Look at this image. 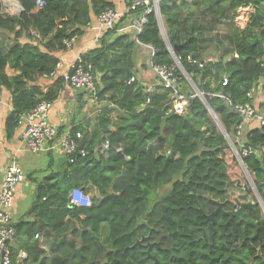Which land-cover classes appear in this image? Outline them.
Listing matches in <instances>:
<instances>
[{"label":"trees","instance_id":"trees-1","mask_svg":"<svg viewBox=\"0 0 264 264\" xmlns=\"http://www.w3.org/2000/svg\"><path fill=\"white\" fill-rule=\"evenodd\" d=\"M15 1L22 8L17 16L4 13L0 3V90L10 94L12 107L7 133L16 128L21 114L58 98L62 79L47 92L36 82L56 70L57 52L67 50L63 43L83 35L86 26L105 11L124 12L129 6V0H42L41 8L37 0ZM246 5H253L255 13L245 29L234 28L235 10ZM189 7H203L205 16L212 15L204 30L198 21L192 22L193 13L183 12ZM159 12L170 46H181L174 52L182 68L195 84L199 81V91L233 148L241 151L243 145L255 152L241 161L264 205V124L252 120L254 128L247 124L242 138L235 135L241 121L235 108L251 104L250 95L264 76V0H160ZM188 23L195 26L188 30ZM221 25L228 26L229 35L205 38L204 32L210 34ZM138 41L153 48L154 66H173L153 13L147 16ZM227 41L229 60L223 54L219 60L203 59L211 45L216 54ZM142 46L132 34L104 30L96 47L81 56L98 77L97 92L105 105L91 132L80 130L81 138L76 140L78 151L87 155L67 162L66 180L52 175L38 184L27 213L31 221L12 223L15 236L8 244L12 264L14 252L23 247L27 254L23 264H157L144 244L129 249L149 234L154 244L150 254L158 264H264L262 208L232 146L198 98L188 100L183 114H167L170 91L160 86L149 65V51ZM189 57L194 62H188ZM6 67L18 74L8 77ZM175 73L182 80L181 88L186 87L180 71ZM132 77L135 82L128 84ZM149 84L156 86L151 94L144 91ZM112 111L118 113L114 124L109 119ZM105 142L109 150L103 155ZM167 184H171L168 192L157 195ZM73 188L94 192L90 207H70ZM240 204H252L242 220L234 218L227 224L221 211L208 220L218 206L227 213ZM42 230L77 239L66 254L46 260L35 241Z\"/></svg>","mask_w":264,"mask_h":264},{"label":"built area","instance_id":"built-area-1","mask_svg":"<svg viewBox=\"0 0 264 264\" xmlns=\"http://www.w3.org/2000/svg\"><path fill=\"white\" fill-rule=\"evenodd\" d=\"M159 2L160 0H129V6L124 12L114 10L105 11L102 15L96 18V23L90 22L86 26V29H92L99 35L104 30H115V33L118 35L131 32L136 43L139 46H142L138 41V37L142 32L144 24L146 23L147 16L150 13L156 15ZM36 5L41 8L45 5V3L42 0H37ZM34 35L37 36L36 33H34ZM63 44L66 49H70L74 44V39L65 41ZM142 47H146L149 51V65L152 68L153 73L161 81L160 86L170 91V103L167 114H183L188 106V100L191 98H198L200 101L201 97L205 99L204 94L201 93L199 89L198 92L195 91L196 84L191 80V78L188 75L187 76L190 80L186 78V72L183 71L184 69L182 70L179 67L180 60L175 53L170 52L169 50L173 59V66H154L152 64V58L154 56L153 48L148 46ZM187 60L188 62H194L190 57ZM261 67L264 69V59L261 62ZM58 68L59 64H57L56 70L51 74V78H54L57 74H59ZM176 69L180 71L186 82L187 86L184 88H191L195 91V93L187 96L182 94V80L176 75ZM58 79H62L64 84L73 88L85 90L92 102H100L97 92L98 77L94 73L91 64H83L81 56L75 60L65 73L60 74ZM135 80L136 78L132 77L129 79L128 84L134 83ZM225 86L226 82H222V87ZM155 90L156 86L150 84L144 89L147 94H151ZM148 103L149 99H146V104ZM52 107L53 102L42 101L31 110L19 116L16 128H22L21 143L29 152L33 154H41L58 150L65 156L67 162L72 164L74 163V157L77 155L81 158H84L87 155L84 150L78 151L76 145V140L81 138V132L79 131L75 134V136H73L71 131H69L64 135L58 136L56 128L49 123V112ZM235 112H237L241 118V121L237 125L235 131L237 139L242 138L245 126L252 120L257 121L260 125L264 124V118L257 114L250 103L237 106L235 108ZM229 144L232 145L231 143ZM108 150L109 144L105 142L101 147V151L104 153L103 155H106ZM235 151V155L239 159L243 156L255 154L252 149L245 148L243 145H241V151L239 150L240 152L237 150ZM23 181L24 171L19 166L11 164L3 170L0 169V264H12L11 252L8 246V244L13 241L15 236L11 211L16 186ZM69 203L72 207L88 208L91 206V196L90 194L85 193L81 188H73L70 192Z\"/></svg>","mask_w":264,"mask_h":264},{"label":"crops","instance_id":"crops-1","mask_svg":"<svg viewBox=\"0 0 264 264\" xmlns=\"http://www.w3.org/2000/svg\"><path fill=\"white\" fill-rule=\"evenodd\" d=\"M200 8L203 9V7ZM203 11L201 12V16L195 13V20H198L197 26H200L199 28L201 30H204V24L205 22H208L207 19L212 17L209 13L205 16ZM183 12L188 15V13H193L194 10L189 7V9H186V11ZM254 13L255 7L253 5L239 7L235 10V15L232 19L233 27L240 30L245 29ZM202 17L205 19H202ZM194 26L193 23H188L187 28L189 30ZM229 30L228 26L221 25L209 30V33L213 37L216 34H218L219 37H223L229 35ZM129 34L132 33L129 32ZM207 34L208 33L204 32L205 38H208L206 36ZM98 38L99 34H97L96 31L86 29L83 35L75 39L72 48L65 51H58L59 74L54 78L46 77L38 80L36 85L40 87V90L42 92H47L57 81L60 74L65 73L78 57L96 47L98 44ZM209 38L211 39L212 37ZM229 50H231V45L228 41L219 52H216V54H213L215 50L211 45L210 49L205 52L203 59L211 60L214 58L219 60L220 54H223V56H225V61H227L230 56V53H228ZM139 61H141V59L138 55V58L136 59L137 66H140ZM5 73L8 77H15L18 74V72L14 71L11 67H6ZM145 75L149 78L150 73H145ZM139 78L140 81L144 82L142 76ZM152 78L153 76L150 77L149 81L152 80ZM58 94V98L53 101V107L49 112V123L56 128L58 136L64 135L66 132L73 129L78 130L77 132L83 129H87V132H91V129L95 124L96 116L100 109L105 105L104 102L100 101L94 103L90 100L85 90L73 88L66 84L62 85ZM250 98L252 99L251 105L254 110L258 115L264 118V76L260 77L255 89L250 95ZM11 112L10 94L5 90H0V169L3 170L7 166L15 164L24 171V181L16 186L11 211L12 223L17 224L20 222L31 221L30 218L27 217V213L35 202L38 184L52 175H58L60 178L65 177L64 180H66L67 176L64 175V171L67 166V160L58 150L41 154H33L29 152L21 143L22 128H15L11 133H7L6 131V118ZM109 119L111 123L114 124L118 119V113L112 111L109 115ZM248 124L247 128L255 127V123L253 124V122H249ZM109 129L111 131L115 130L113 126H110ZM89 194L92 196L94 192ZM47 233L48 231L43 232L42 230L35 238V241L40 243L39 248L43 251V258L46 260L57 255L59 256L62 252L66 254L68 252V245L76 242L77 239L73 234L60 237L53 233ZM12 246L13 245H11V247ZM14 254L15 264H23L25 262L27 254L24 251V247L18 249Z\"/></svg>","mask_w":264,"mask_h":264},{"label":"water","instance_id":"water-1","mask_svg":"<svg viewBox=\"0 0 264 264\" xmlns=\"http://www.w3.org/2000/svg\"><path fill=\"white\" fill-rule=\"evenodd\" d=\"M18 4H19V3H18ZM19 6H20V8H21V5H20V4H19ZM21 11H22V8H21ZM155 16H156L157 21H158V25H159V29H160V35L162 36V39H163L165 45L168 47V50H170V52H173V53H174V51L179 52L180 49H181V46H176L174 49H172V48L170 47V44H169L168 39L166 38V36H165V35L163 34V32H162L163 25H162V22H161L162 19H161V15H160L159 9H158V11L156 12V15H155ZM173 53H172V54H173ZM178 64H179V63H178ZM179 67L183 70V68H182V66H181L180 64H179ZM183 71H184V70H183ZM185 76H186V78H188V76H187L186 73H185ZM188 79H189V78H188ZM189 80H190V79H189ZM197 85H199V81H198ZM197 85H196V88L194 87L196 92H198V86H197ZM195 91L192 90L191 88H182V94L185 95V96H187V95H192L193 93H195ZM201 101H202L203 105H204V106L209 110V112L211 113V110H210V108H209L208 103L206 102V100L203 99V98L201 97ZM211 114H212V113H211ZM212 117H213V120H215L216 126H217V128L220 130L221 134L226 138V140L228 141V143H231V141H230L228 135L226 134V132H225L224 129L222 128V126H221V124L219 123V121L217 120V118H216L213 114H212ZM231 146H232V145H231ZM232 148H233V146H232ZM233 150H234V152L236 153V151H235L234 148H233ZM236 158L238 159V162H239V164H240V166H241V168H242V170H243V172H244V174H245V176H246V180H247L248 186L250 187V190H251L252 193L255 195L256 199L258 200L259 205L261 206L262 210L264 211V205H263V203L261 202L260 197H259L257 191L255 190V187H254V185H253L252 180L250 179L249 175H248L247 172L245 171V168H244V166H243V164H242L241 159H239L238 157H236ZM245 188H247V187H245ZM70 207H72V206H70ZM247 209H252V204H240L237 208H234L231 212H227V213L223 212L222 209H221V207L218 206V207H217V210H216L211 216H208V220L213 221V217H214V215L217 214L219 211H221L225 216L228 217V222H227V224H228V223H229L232 219H234V218L239 219V220H242V219H243V216H244V213H245V211H246ZM143 244H144V247L147 248V255L149 256V258H151L152 260L155 261V263L158 264V261L156 260V258H155L154 256H151V254H150V250H151L152 246L154 245L153 243L150 242V234H149L148 236H146V237H142L139 241H137V242L134 244L133 247H131V248H129V249H133V248L136 247V246H142Z\"/></svg>","mask_w":264,"mask_h":264},{"label":"rangeland","instance_id":"rangeland-1","mask_svg":"<svg viewBox=\"0 0 264 264\" xmlns=\"http://www.w3.org/2000/svg\"><path fill=\"white\" fill-rule=\"evenodd\" d=\"M15 1V0H13ZM16 2V1H15ZM0 3L2 5V11L4 13H8L10 15H19L21 13V9L20 10H16V8L7 0H0ZM193 8V7H192ZM15 10V11H14ZM194 12H193V18H192V22H194L195 20V13L198 14L199 16H201V12L204 10V8H193ZM195 21H198V20H195ZM197 23V22H196ZM208 38L209 37H212L211 39L212 40H215V38L213 36H211L210 34H207L206 35ZM215 122V120H214ZM216 124V123H215ZM220 131V130H219ZM247 181V180H246ZM171 188V184H167L165 185L162 189H160L158 192H157V195L161 196L162 194H166L168 192V190ZM217 210V209H216ZM216 210H214L211 214H209L208 216H211ZM262 215H263V218H264V211L262 210Z\"/></svg>","mask_w":264,"mask_h":264},{"label":"bare ground","instance_id":"bare-ground-1","mask_svg":"<svg viewBox=\"0 0 264 264\" xmlns=\"http://www.w3.org/2000/svg\"><path fill=\"white\" fill-rule=\"evenodd\" d=\"M7 1H9L16 8V10H20L21 9L17 2H15L13 0H7Z\"/></svg>","mask_w":264,"mask_h":264},{"label":"clouds","instance_id":"clouds-1","mask_svg":"<svg viewBox=\"0 0 264 264\" xmlns=\"http://www.w3.org/2000/svg\"><path fill=\"white\" fill-rule=\"evenodd\" d=\"M158 9H159V6H158ZM156 17V16H155ZM157 19V18H156ZM162 19V18H161ZM162 22V21H161ZM163 25V24H162ZM160 30V29H159ZM162 32H163V34L166 36V34H165V32H164V28H162ZM162 37V36H161ZM167 38V37H166ZM163 40V39H162ZM164 42V41H163ZM165 44V43H164ZM166 46V45H165ZM171 47V46H170ZM166 48H167V46H166ZM172 48V47H171ZM169 51V50H168ZM175 53V52H174ZM197 85V84H196ZM198 86V85H197ZM211 114V113H210ZM213 114V113H212ZM212 114H211V116H212ZM214 115V114H213ZM213 118V117H212ZM218 120V119H217ZM219 130V129H218ZM221 133V132H220Z\"/></svg>","mask_w":264,"mask_h":264}]
</instances>
